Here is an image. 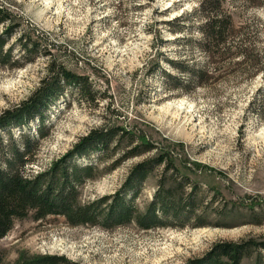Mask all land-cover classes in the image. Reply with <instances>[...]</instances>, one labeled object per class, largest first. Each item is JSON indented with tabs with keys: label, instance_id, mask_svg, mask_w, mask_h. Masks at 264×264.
Instances as JSON below:
<instances>
[{
	"label": "rangeland",
	"instance_id": "obj_1",
	"mask_svg": "<svg viewBox=\"0 0 264 264\" xmlns=\"http://www.w3.org/2000/svg\"><path fill=\"white\" fill-rule=\"evenodd\" d=\"M200 1L0 0L22 30L46 38L54 59L89 78L100 98L94 108L75 91H65L50 107L46 137L31 173L48 168L91 130L115 125L144 136L158 152H168L188 178L185 193L196 186L197 204L195 219L183 226L148 231L134 224L105 229L69 226L63 218H28L0 239V264L37 255L61 256L76 264H185L219 243L264 242V113L259 118L251 107L255 102L256 108L254 98L264 92V71L250 78L244 75L246 64L227 59L204 87L166 88L172 83L163 73L187 80L168 61L193 68L206 63L196 45L203 23L197 13ZM220 1L238 38H247L246 46L253 42L264 58V0ZM13 50V58L21 55L17 46ZM46 64L37 58L14 70L0 67V112L19 106L38 88ZM180 102L192 107V118L168 107ZM29 127L12 133L36 136L37 120ZM123 151L118 148L98 165L100 173L82 186L81 202L113 195L134 165L153 156L131 158L111 170ZM95 159L90 153L80 163ZM162 170L155 167L142 183L134 205L139 212L153 199ZM196 218L202 226L195 225ZM233 230L238 235H223ZM259 253L264 256V250Z\"/></svg>",
	"mask_w": 264,
	"mask_h": 264
},
{
	"label": "trees",
	"instance_id": "obj_2",
	"mask_svg": "<svg viewBox=\"0 0 264 264\" xmlns=\"http://www.w3.org/2000/svg\"><path fill=\"white\" fill-rule=\"evenodd\" d=\"M198 15L203 19L199 28L200 39L196 42L198 50L204 55L206 63L199 68L184 66L182 62L167 63L187 80L163 73L170 90L186 91L188 86L204 87L220 71V65L227 59H237L247 77L253 78L263 73L264 58L252 47L246 46L247 38H238L232 19L221 10L220 0H201ZM0 67L14 70L44 58L47 64L44 77L38 88L19 106L0 112V239L4 238L17 222L28 218L34 221L50 217L63 218L69 226H100L114 228L129 224L148 231L176 225L183 226L189 219H195L197 204L194 193H185L188 178L183 177L174 165L168 152L157 150L146 141L115 125L101 126L91 130L79 139L72 150L42 172L31 173L32 165L39 152L40 141L46 137L44 120L46 112L55 105L63 93L75 91L89 106L98 107L100 98L93 90L89 78L76 75L62 62L53 58L46 38L22 30L17 16L0 3ZM36 32L37 30L34 29ZM13 38L14 42L9 44ZM17 46L21 55L12 57ZM53 47V46H52ZM186 82V83H185ZM168 83V82H167ZM252 104V112L259 118L264 113V92L259 93ZM37 120L36 136L22 132L15 136L12 129L30 130L29 123ZM4 135V136H3ZM124 150L118 160L113 162L111 170L116 169L128 159L143 157L153 153L134 165L126 176L122 187L113 195L103 196L94 201L81 202L82 186L100 173L98 165L112 156L118 148ZM156 151V152H155ZM95 153L93 163L81 164L80 160ZM163 166L157 182L153 199L139 212L135 201L144 183L155 167ZM183 196H186L183 199ZM195 225L202 226L203 221L196 218ZM170 220L175 224L170 223ZM264 242L253 240L238 243H219L213 245L201 257L188 260L185 264H243L252 260L253 264H264ZM256 255H258L256 257ZM15 264H76L61 256H27Z\"/></svg>",
	"mask_w": 264,
	"mask_h": 264
},
{
	"label": "bare ground",
	"instance_id": "obj_3",
	"mask_svg": "<svg viewBox=\"0 0 264 264\" xmlns=\"http://www.w3.org/2000/svg\"><path fill=\"white\" fill-rule=\"evenodd\" d=\"M168 107H172V109L175 110L174 111L175 113L189 114L190 118L193 117L194 111H193V109H192V107L190 105L186 106V104L180 102V103H177L175 105H169ZM238 233H239V231L233 230V231H229L228 233H224L223 235L235 236V235H238ZM196 235H197L196 238H198L199 236H201V233L197 232Z\"/></svg>",
	"mask_w": 264,
	"mask_h": 264
}]
</instances>
